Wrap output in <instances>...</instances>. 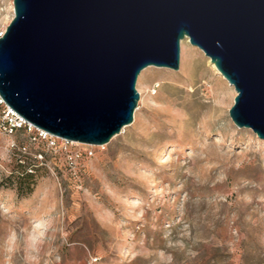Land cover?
<instances>
[{
	"label": "rangeland",
	"instance_id": "rangeland-1",
	"mask_svg": "<svg viewBox=\"0 0 264 264\" xmlns=\"http://www.w3.org/2000/svg\"><path fill=\"white\" fill-rule=\"evenodd\" d=\"M13 18L0 0V37ZM136 89L104 146L0 133V264H264V141L234 87L186 39Z\"/></svg>",
	"mask_w": 264,
	"mask_h": 264
},
{
	"label": "water",
	"instance_id": "water-1",
	"mask_svg": "<svg viewBox=\"0 0 264 264\" xmlns=\"http://www.w3.org/2000/svg\"><path fill=\"white\" fill-rule=\"evenodd\" d=\"M199 48L237 96L229 115L264 141V0H14L0 95L35 128L104 146L131 126L141 73Z\"/></svg>",
	"mask_w": 264,
	"mask_h": 264
},
{
	"label": "built area",
	"instance_id": "built-area-1",
	"mask_svg": "<svg viewBox=\"0 0 264 264\" xmlns=\"http://www.w3.org/2000/svg\"><path fill=\"white\" fill-rule=\"evenodd\" d=\"M33 128L35 127L32 126L30 123H28L21 116H19L14 110H12L0 95V133L12 134L15 130L18 129H33ZM37 130H38V137L41 139H47L49 136L55 138L54 136L42 130L39 129Z\"/></svg>",
	"mask_w": 264,
	"mask_h": 264
},
{
	"label": "trees",
	"instance_id": "trees-1",
	"mask_svg": "<svg viewBox=\"0 0 264 264\" xmlns=\"http://www.w3.org/2000/svg\"><path fill=\"white\" fill-rule=\"evenodd\" d=\"M29 166H32V165H29ZM22 175H24V177H26V178L32 177V174H28L27 171H26V169H25V171H23V174Z\"/></svg>",
	"mask_w": 264,
	"mask_h": 264
},
{
	"label": "bare ground",
	"instance_id": "bare-ground-1",
	"mask_svg": "<svg viewBox=\"0 0 264 264\" xmlns=\"http://www.w3.org/2000/svg\"><path fill=\"white\" fill-rule=\"evenodd\" d=\"M3 35V34H2ZM183 42V41H182ZM214 66V65H213ZM215 67V66H214ZM217 70V69H216ZM218 71V70H217ZM220 74V73H219ZM222 76V75H221ZM223 77V76H222ZM224 78V77H223ZM229 84V83H228ZM230 85V84H229ZM231 86V85H230ZM75 144H77V143H75Z\"/></svg>",
	"mask_w": 264,
	"mask_h": 264
}]
</instances>
